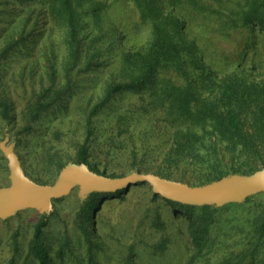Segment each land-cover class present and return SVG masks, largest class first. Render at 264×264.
I'll list each match as a JSON object with an SVG mask.
<instances>
[{
    "label": "trees",
    "instance_id": "16d2710c",
    "mask_svg": "<svg viewBox=\"0 0 264 264\" xmlns=\"http://www.w3.org/2000/svg\"><path fill=\"white\" fill-rule=\"evenodd\" d=\"M41 2L45 6V22L50 24L52 20L65 28L67 64L63 81L51 72L33 104L26 107L18 137L30 134L33 122L69 90L73 75L70 72L84 55L80 12L98 20L104 9L103 4L94 0ZM114 2L127 7V37L135 42L143 39L141 44L122 53L124 79L109 83L87 114L76 166L102 178H116L98 171L90 161L91 120L117 96L135 94L147 97L145 102L152 119L169 129L167 138L161 140L160 163L148 172L152 176L188 189H201L264 172V0ZM84 3L87 4L83 6ZM20 44L22 39L12 41L2 50L0 61L8 50ZM13 109L10 101L0 96V120L5 125L0 133V147H4L0 152L4 158V151H12L14 146L8 129L14 127L17 119ZM145 185L151 188L147 183H138L129 189L92 188L83 192L79 214L81 241L90 245L88 225L107 196L124 199L127 194L129 201L133 197L131 188ZM259 194H264V190L239 200L188 203L152 190L151 202L162 197L170 205V216L163 221L159 211L153 212L151 228L158 234L175 224L180 231L178 241L185 260L178 255L172 261L174 264H264V205L257 203L255 207L251 201ZM226 204L233 206L224 213L231 216L229 220L222 213ZM52 211L44 209L34 227L29 247L34 264H52L44 240V228ZM143 226L144 219L135 229L131 227L132 236L139 237ZM183 229L185 232L181 233ZM168 238L162 236L159 243L148 248L158 254L168 244ZM145 245L144 241L131 243L125 264H143L138 247Z\"/></svg>",
    "mask_w": 264,
    "mask_h": 264
},
{
    "label": "rangeland",
    "instance_id": "374dc122",
    "mask_svg": "<svg viewBox=\"0 0 264 264\" xmlns=\"http://www.w3.org/2000/svg\"><path fill=\"white\" fill-rule=\"evenodd\" d=\"M94 1L103 4L104 9L98 20L86 12L79 14L84 55L71 69L68 92L41 113L30 134L18 137L23 113L47 84L49 74L54 71L57 80L63 81L67 64L66 31L52 20L50 24L45 22L41 0H0V54L12 41L22 39V44L8 50L0 61V96L10 101L17 115L14 127L8 128L14 146L12 151H4L7 161L0 152V197L16 193L27 184L37 189L55 186L64 173L78 167L74 161L85 138L87 114L109 83L124 79L122 53L142 42L143 37L137 43L127 37V7H119L114 0ZM146 100L142 95L121 94L91 120L90 161L106 176L114 175L113 180L134 173L151 175L148 172H153L160 163L161 140L167 138L169 129L152 119ZM4 126L0 120V133ZM3 149L1 146L0 150ZM138 167L140 171H136ZM135 188L130 190L133 197L129 201L127 194L124 199L106 197L88 225L90 245L81 241L79 225L84 185H74L46 205L37 203L0 214V264H34L29 247L34 227L46 206L53 209L44 228L52 264H125L128 247L135 241L146 244L138 247L143 264H174L172 261L178 255L185 260L178 241L181 234L175 224L158 234L151 228L153 212L159 211L162 220H167L170 205L162 197L151 202L152 190L148 185ZM251 201L255 207L257 203L263 206L264 194ZM232 207L226 204L222 213ZM225 217L229 220L231 216ZM142 219L141 235L132 236L129 229H135ZM162 236L169 237L168 244L155 254V249L148 247L159 243Z\"/></svg>",
    "mask_w": 264,
    "mask_h": 264
},
{
    "label": "water",
    "instance_id": "95a60500",
    "mask_svg": "<svg viewBox=\"0 0 264 264\" xmlns=\"http://www.w3.org/2000/svg\"><path fill=\"white\" fill-rule=\"evenodd\" d=\"M138 183H147L153 192L170 199H178L188 203L212 201L221 203L239 200L243 196L264 190V172L242 180L227 181L201 189H188L142 173H134L117 180H106L91 174L85 168L75 167L64 173L55 186L37 189L27 184L16 193L0 197V214H8L37 203L46 205L51 198L69 192L76 184L84 185L85 191L92 188L102 191H115L120 188L129 189L131 185ZM45 208L48 209V206Z\"/></svg>",
    "mask_w": 264,
    "mask_h": 264
}]
</instances>
